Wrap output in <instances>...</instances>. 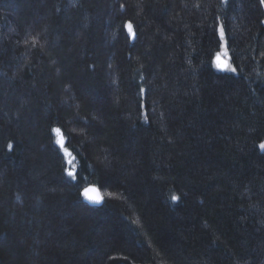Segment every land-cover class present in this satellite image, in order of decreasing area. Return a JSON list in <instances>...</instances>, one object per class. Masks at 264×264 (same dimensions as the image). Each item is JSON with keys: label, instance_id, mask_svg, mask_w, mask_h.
I'll use <instances>...</instances> for the list:
<instances>
[{"label": "trees", "instance_id": "trees-1", "mask_svg": "<svg viewBox=\"0 0 264 264\" xmlns=\"http://www.w3.org/2000/svg\"><path fill=\"white\" fill-rule=\"evenodd\" d=\"M263 142L260 0H0V264H264Z\"/></svg>", "mask_w": 264, "mask_h": 264}, {"label": "water", "instance_id": "water-1", "mask_svg": "<svg viewBox=\"0 0 264 264\" xmlns=\"http://www.w3.org/2000/svg\"><path fill=\"white\" fill-rule=\"evenodd\" d=\"M136 39V35L132 36V41L134 42ZM73 174V172H72ZM87 191V195H85V192ZM83 198H84V202L91 206V207H95V208H100L102 206H104L105 204V197L101 191V189L95 185H91L88 186L87 188H85L82 192ZM88 196H92V197H99L100 200L99 202H94L93 200L88 199Z\"/></svg>", "mask_w": 264, "mask_h": 264}, {"label": "rangeland", "instance_id": "rangeland-1", "mask_svg": "<svg viewBox=\"0 0 264 264\" xmlns=\"http://www.w3.org/2000/svg\"><path fill=\"white\" fill-rule=\"evenodd\" d=\"M225 53L226 52H222L217 57V59H216V69H218L219 71L232 72L231 68H233V67H232V65L230 63V59H229L228 55H225ZM262 144H264V142ZM261 151L264 152V149H261Z\"/></svg>", "mask_w": 264, "mask_h": 264}, {"label": "snow or ice", "instance_id": "snow-or-ice-1", "mask_svg": "<svg viewBox=\"0 0 264 264\" xmlns=\"http://www.w3.org/2000/svg\"><path fill=\"white\" fill-rule=\"evenodd\" d=\"M260 2H261V4H264V0H260ZM127 28H128V31L131 33L132 32V25H131V23H128L127 24ZM220 34H221V38H223V29L222 28L220 29ZM225 55H227V53H225ZM231 71L235 72L236 69L235 68H231ZM57 131H59V130L57 129ZM9 147H11V145H9ZM260 148L261 149H264V144H261L260 145ZM69 175H72V173H69ZM85 195H87V191L85 192ZM88 199L93 200L94 202H99V200H100L99 197H92V196H88Z\"/></svg>", "mask_w": 264, "mask_h": 264}]
</instances>
